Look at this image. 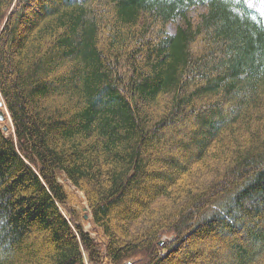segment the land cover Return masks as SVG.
I'll use <instances>...</instances> for the list:
<instances>
[{
	"label": "trees",
	"instance_id": "obj_1",
	"mask_svg": "<svg viewBox=\"0 0 264 264\" xmlns=\"http://www.w3.org/2000/svg\"><path fill=\"white\" fill-rule=\"evenodd\" d=\"M0 98V264H264L250 2L0 0Z\"/></svg>",
	"mask_w": 264,
	"mask_h": 264
},
{
	"label": "rangeland",
	"instance_id": "obj_2",
	"mask_svg": "<svg viewBox=\"0 0 264 264\" xmlns=\"http://www.w3.org/2000/svg\"><path fill=\"white\" fill-rule=\"evenodd\" d=\"M246 1L250 2L252 4V6L254 8H257V10L264 16V3L263 2L260 1L258 3V1H255V0H246ZM192 12L193 11H191L190 14ZM173 28H174L173 24L169 25L170 30H173ZM2 110L6 111L5 105L2 108ZM6 115H7V111H6ZM5 123L10 126V131H5L4 133L5 134L12 133L11 122H10L9 117ZM8 129H9V127H8ZM60 182L63 184V186H64V188L68 194L67 204L63 208H61L62 211L65 214H68L66 211H69V213L71 214L73 219L75 221L77 220V222H79L82 225V227L85 231L89 232L92 236H95L96 235V233H95L96 229L94 228V226L91 222L90 213H89V210L87 208L83 193L81 191L77 190L69 181H67L63 177H60ZM206 247H208V245ZM213 247L216 248V251H217L216 254L224 253V249L218 248L215 244H213ZM201 248L205 250V247H201ZM208 259L211 260V262L213 260L210 254L208 255ZM124 264H130V262H126Z\"/></svg>",
	"mask_w": 264,
	"mask_h": 264
},
{
	"label": "water",
	"instance_id": "obj_3",
	"mask_svg": "<svg viewBox=\"0 0 264 264\" xmlns=\"http://www.w3.org/2000/svg\"><path fill=\"white\" fill-rule=\"evenodd\" d=\"M3 101L0 99V122H3L4 120H6V116L4 115V112L2 111V107H3ZM8 130V125L7 124H5V125H3V127H2V131H7ZM159 244H162V240H160L159 242H158Z\"/></svg>",
	"mask_w": 264,
	"mask_h": 264
},
{
	"label": "bare ground",
	"instance_id": "obj_4",
	"mask_svg": "<svg viewBox=\"0 0 264 264\" xmlns=\"http://www.w3.org/2000/svg\"><path fill=\"white\" fill-rule=\"evenodd\" d=\"M3 107H4V105H3ZM3 107H2V108H3ZM2 108H1V109H2ZM2 111H3V110H2ZM8 117H9V116H8ZM7 131H8V130H7Z\"/></svg>",
	"mask_w": 264,
	"mask_h": 264
}]
</instances>
